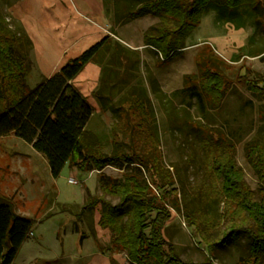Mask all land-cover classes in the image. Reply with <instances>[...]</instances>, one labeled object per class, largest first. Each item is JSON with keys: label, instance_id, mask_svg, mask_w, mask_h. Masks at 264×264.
<instances>
[{"label": "rangeland", "instance_id": "rangeland-1", "mask_svg": "<svg viewBox=\"0 0 264 264\" xmlns=\"http://www.w3.org/2000/svg\"><path fill=\"white\" fill-rule=\"evenodd\" d=\"M48 2L0 0L8 24L24 39L22 52L27 55L24 58L26 83L30 87H35L59 68L65 54L60 48L62 36L70 43L73 54L81 53L105 36L126 47L134 45L137 48L139 57L123 52L116 54V59L111 62L109 58L115 55L113 46L106 53L108 58L104 65H114L117 69V101L129 93V87L138 81L147 84L151 76L159 77L160 86L167 94L192 84L200 86V60L206 62V68L215 71L214 67H218L224 75L225 83L220 86L225 89L223 100L219 108L209 110L211 116L208 119L199 116L195 100L191 105L186 102L189 100L187 96L179 95L168 110L158 103L153 93L150 94L156 109L157 150L163 167L162 178L157 180L161 188L152 184V189L172 211L166 237L184 261L208 259L209 253L206 244L201 242V235L188 223L183 209L172 205L181 201L185 205L192 199H196L197 206L204 205L219 192V178L212 160L221 155L224 148L204 151L199 138L201 134L216 140L219 137L232 138V132L235 133L237 137L232 140L235 150L233 153L230 149L223 151L225 155H234L256 197L260 198L263 192L264 182L259 180L246 156V144L260 139L264 133V98L239 83V77L246 69H251L252 79H264V54H255L264 45V9L257 17L249 16L241 9L240 12L246 15L241 29L242 25H236V12L232 16L226 10L210 8L186 38L184 51L172 60L163 61L149 52L143 40L145 30L159 22L156 17L126 21L119 18L114 0H71L77 15L72 21L62 23L61 33L56 27L62 21H56L47 12L46 8L52 10ZM64 5L63 2L58 6ZM54 24L57 25L55 28L52 27ZM102 64L95 60L90 62L86 68L90 73L79 79L76 85L92 100L102 82ZM132 64L137 69H131ZM203 81L207 83L206 79ZM214 88L212 85L211 89ZM93 107L94 115L88 125V138L96 141L92 146L110 155L116 149L117 141L123 150H129L125 143H130V137L122 132L120 119L108 108ZM124 114V120L130 116L131 123L140 118L136 112ZM200 126L205 130H199ZM128 171L140 173L141 170L131 166ZM125 173V169L113 165L101 170H80L68 163L55 178L47 158L31 143L14 133L0 137V195L12 201L18 213L35 220L30 231L32 234L24 241L12 264H129L127 254L113 244L110 229L99 224L101 204L94 212L84 208L91 197L97 196L117 204L119 197L103 189L102 177L122 180ZM140 174L147 182L153 183L152 170H142ZM70 178L76 183L70 182ZM216 200L209 202L212 203L208 209L211 215L216 214L218 208L221 212L226 209L219 198L218 202ZM229 225L230 220L222 221L220 228L209 234L210 239L223 237ZM223 243L216 246L213 256L216 264H236L250 254V236L246 232H241L235 241L228 239Z\"/></svg>", "mask_w": 264, "mask_h": 264}, {"label": "trees", "instance_id": "trees-1", "mask_svg": "<svg viewBox=\"0 0 264 264\" xmlns=\"http://www.w3.org/2000/svg\"><path fill=\"white\" fill-rule=\"evenodd\" d=\"M48 1L52 10H46L56 21H62L59 26L56 25L62 33V23L69 19L72 21L77 12L71 0ZM63 2L65 5L59 7ZM129 3L124 11L126 21L147 14L159 18L157 24L144 32V43L160 55L163 61L172 59L184 50L186 38L210 8L226 10L232 16L236 12V25L241 27L245 25L246 16L240 12L241 9L255 17L264 9V0H131ZM61 38L66 52L59 68L35 87H30L26 83L27 65L24 58L27 55L22 52L24 39L10 27L0 8V137L14 133L31 143L47 158L55 178L60 176L68 163L80 170H101L107 165L125 169L122 180L102 177L103 189L119 197L117 204L113 205L97 196L91 197L84 208L94 212L101 204L99 224L110 229L113 244L127 254L129 264H216L213 260L216 246L224 244L228 239L237 240L241 232L250 236V254L236 264H263L264 189L260 198H257L255 191L247 184L244 171L237 165L232 154L235 150L232 140L237 137L235 133L232 132V138L219 137L216 140L199 135L204 151L224 148L232 152L228 156L221 150L222 154L212 160L219 178V192L215 197L210 196L213 197L211 201L217 199L218 202L219 198L226 209L221 212L218 208L216 214L211 215L208 211L212 207V203H209L211 201L197 206L194 202L196 199L185 205L183 201L172 205L179 210L183 209L184 217L201 235V242L206 244L209 253L208 259L204 261L186 262L165 234L172 211L152 189V184L161 188L157 180L162 178L163 167L157 150L159 127L156 123V109L149 92L138 86L135 91L108 105L100 85L94 95L102 107L108 108L122 122V132L130 137V143H125L129 150H123L122 144L116 141V149L109 155L92 146L96 141L88 138V125L94 115L93 100L87 92L76 86L77 82L90 73L86 70L90 62L95 60L102 64L105 61L106 53L112 46L115 57L112 55L109 62L116 59V54L128 53L129 48L105 36L81 53L73 54L70 43L65 37ZM262 46L256 55L264 54ZM198 64L202 73L200 86H185L169 97L165 94V100L156 93L155 84L153 89L164 108L170 110L179 95L187 96L189 100L186 102L191 105L195 100L199 116L208 119L211 116L209 110L219 108L223 100L225 89L220 86L225 83V77L218 67H214L215 71L206 68L204 60L198 61ZM106 74H109L108 67L103 63L102 82ZM252 74L251 69H246L240 75L239 83L264 98V85H260L264 79H252ZM212 85L214 89H211ZM130 112H136L140 116L139 120L131 123L130 116L124 120V113L129 115ZM198 129L205 130V127L200 126ZM246 156L259 180L264 182V133L260 139L246 144ZM131 166L141 170L140 173L142 170H152L153 183L147 182L140 173L128 171ZM225 219L230 220L226 228L228 231L225 230L221 238L210 239L209 234L219 229ZM34 224L33 218L18 213L13 202L0 195V264H12Z\"/></svg>", "mask_w": 264, "mask_h": 264}, {"label": "crops", "instance_id": "crops-1", "mask_svg": "<svg viewBox=\"0 0 264 264\" xmlns=\"http://www.w3.org/2000/svg\"><path fill=\"white\" fill-rule=\"evenodd\" d=\"M115 2H116V8H117V10H118V12L120 13V17L119 18H122L123 20L125 19V14H124V11L126 10V8H127V4L129 3V1H131V0H114ZM146 1H148V0H146ZM123 16V17H122ZM150 16H153V17H156L158 20H159V18L157 17V16H155V15H153V14H147V15H144V16H140V17H138V18H136V19H141V18H144V17H150ZM133 20H135V19H133ZM55 25V26H54ZM52 27H56V24H54ZM244 27V26H243ZM243 27L241 28V29H243ZM53 28V29H54ZM147 30V29H146ZM145 30V31H146ZM54 32H55V30H54ZM59 35V34H58ZM143 40H144V35H143ZM127 41V40H126ZM128 46V48H129V52H128V54L129 55H135L136 57L138 56L139 57V52L137 51V48H134L133 46L134 45H127ZM144 46L146 47V48H148L149 49V52L152 54V55H156V57H161L160 55H158L155 51H153L150 47H148L147 45H145V43H144ZM61 49H62V52H63V54L66 52V50L63 48V47H60ZM184 51V50H183ZM62 54V55H63ZM261 55V54H260ZM108 56V55H107ZM108 58V57H107ZM173 59V58H172ZM172 59H170V60H172ZM160 60V59H159ZM137 64V63H136ZM107 65V64H106ZM105 65V67H108V72H109V74L108 75H105V81L104 82H100V84H99V86L101 85L102 86V88H103V96H104V98H105V100L107 101V103H108V105H111V104H113V103H116V101H117V99H115V96H116V92H117V90H116V80H115V78H116V73H117V69H116V67L114 66V65H107L106 66ZM100 67H101V65H99ZM134 66V67H133ZM137 66H135L134 64H132V68L131 69H133V68H135V69H137L136 68ZM130 69V70H131ZM132 71V70H131ZM101 72H102V67H101ZM133 72V71H132ZM54 73V72H53ZM52 73V74H53ZM51 74V75H52ZM51 75H49V76H51ZM155 75V74H154ZM156 76V75H155ZM102 81V80H101ZM147 84H145V83H142L141 81H140V83H139V81H138V83H136L135 85H133V86H131V87H129L128 88V91L129 92H133V91H135L137 88H138V86L139 87H142V88H144V89H146L148 92H149V95L151 94V93H153L154 95H155V97L157 98V100H158V103L160 104V105H163V102L160 100V98H158V96L156 95V93H158L159 95H160V97H161V99L162 100H165V99H167L165 96H163V95H165V94H167L162 88H161V86H160V79H159V77H154V76H151L150 77V79L148 80L147 79ZM154 84L156 85V89H155V91H156V93L154 92V89H153V86H154ZM98 86V87H99ZM97 87V88H98ZM158 87V88H157ZM182 89V88H181ZM177 90H179V89H177ZM176 90H174L173 92H171V93H168L167 95H168V97L169 96H171L174 92H175ZM160 92V93H159ZM151 97V96H150ZM152 99V98H151ZM175 100H176V98H175ZM153 101V100H152ZM93 105L94 106H97V105H99V106H102L101 105V103L98 101V99H97V97L94 95L93 96Z\"/></svg>", "mask_w": 264, "mask_h": 264}, {"label": "built area", "instance_id": "built-area-1", "mask_svg": "<svg viewBox=\"0 0 264 264\" xmlns=\"http://www.w3.org/2000/svg\"><path fill=\"white\" fill-rule=\"evenodd\" d=\"M70 182L76 183V180L74 178L69 179ZM32 234V232H30Z\"/></svg>", "mask_w": 264, "mask_h": 264}]
</instances>
